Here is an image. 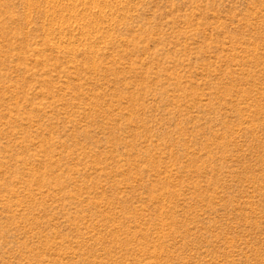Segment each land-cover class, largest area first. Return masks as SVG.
<instances>
[{
	"label": "rangeland",
	"instance_id": "374dc122",
	"mask_svg": "<svg viewBox=\"0 0 264 264\" xmlns=\"http://www.w3.org/2000/svg\"><path fill=\"white\" fill-rule=\"evenodd\" d=\"M0 264H264V0H0Z\"/></svg>",
	"mask_w": 264,
	"mask_h": 264
}]
</instances>
